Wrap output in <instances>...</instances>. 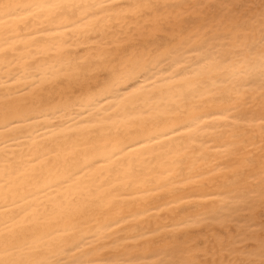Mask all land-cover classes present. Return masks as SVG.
<instances>
[{"label": "bare ground", "instance_id": "6f19581e", "mask_svg": "<svg viewBox=\"0 0 264 264\" xmlns=\"http://www.w3.org/2000/svg\"><path fill=\"white\" fill-rule=\"evenodd\" d=\"M52 2L0 0L40 5L0 7V260L262 264L264 0H163L157 27Z\"/></svg>", "mask_w": 264, "mask_h": 264}, {"label": "snow or ice", "instance_id": "6c2138e0", "mask_svg": "<svg viewBox=\"0 0 264 264\" xmlns=\"http://www.w3.org/2000/svg\"><path fill=\"white\" fill-rule=\"evenodd\" d=\"M40 5H34L31 3H8L6 5H0V7H7L10 10H16L17 12L22 11L23 15L17 17V19L23 20L26 16H30L31 9L33 7H39ZM48 8H53L59 10L62 15L74 16L80 11H85L87 9H95V18L102 19L107 17L109 19L114 18H131L137 15L141 19L145 16L148 17L147 24L152 27H157L164 24V13L166 8L169 7L167 3L163 0H135V2H128V0H54V2L46 5ZM11 14V12H9ZM103 14V15H101ZM118 39V37H117ZM127 50L123 53V58L120 56H111L109 53L105 59L104 63L86 61L84 63H78L77 73L72 76L73 87L76 89L83 88L85 86L95 87L91 84V80L95 78V74L105 72L106 66L111 64H123L125 60L130 59ZM107 76L105 77V83L111 78V74L107 71ZM63 83V81H60ZM49 86L55 88L57 84L52 81L48 85H44L43 88L46 90ZM139 89L134 90L130 93L131 102L135 104L137 97L136 93ZM170 113H177L179 111L178 107L172 105L167 110ZM264 195V192H262ZM249 203H251L249 201ZM10 238H5L7 241ZM0 264H15L14 261L0 260ZM73 264H81L79 261H74ZM237 264H252V262L238 261ZM264 264V261H262Z\"/></svg>", "mask_w": 264, "mask_h": 264}]
</instances>
